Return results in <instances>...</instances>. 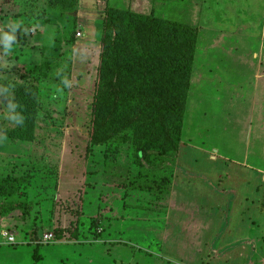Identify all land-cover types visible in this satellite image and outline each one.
Returning <instances> with one entry per match:
<instances>
[{"label":"rangeland","instance_id":"374dc122","mask_svg":"<svg viewBox=\"0 0 264 264\" xmlns=\"http://www.w3.org/2000/svg\"><path fill=\"white\" fill-rule=\"evenodd\" d=\"M97 5L0 0V32L19 24L8 54L0 44V264L140 262L141 250L122 243L56 244L101 240L115 219L134 222L122 226L124 238L161 240L167 264H264V0ZM108 8L157 19L153 36L172 32L171 23L196 31L188 89L169 94L179 96L178 108L185 101L176 153L161 156L166 141L158 134L159 143L149 146L151 135L140 127L90 141L99 26ZM155 88L162 80L147 85L141 107L169 104ZM10 103L23 125L9 119ZM165 125L175 140L178 112H168ZM207 175L222 191L202 188ZM245 175L253 193L242 207L237 200L229 206V179Z\"/></svg>","mask_w":264,"mask_h":264},{"label":"trees","instance_id":"16d2710c","mask_svg":"<svg viewBox=\"0 0 264 264\" xmlns=\"http://www.w3.org/2000/svg\"><path fill=\"white\" fill-rule=\"evenodd\" d=\"M157 23L159 21L152 16L120 9L108 8L105 12L99 26L101 50L89 131L92 143H105L120 132L129 128L137 131L140 127L142 133L151 135L146 140L149 146L159 143L158 134L166 141L165 145H159L166 147L161 149V156L176 153L185 101L179 109V96L169 94L173 89H188L196 31L187 25L171 23L174 26L172 32L160 31L153 36L151 31ZM158 79L162 80L165 90H155L161 97L167 94L169 104L164 101L163 105L148 103L141 107L145 88ZM140 111L144 115H140ZM168 112H178L179 126L175 140L165 125ZM149 114L154 119L148 121ZM137 155L142 159L144 152L140 151ZM37 256L34 255L36 261Z\"/></svg>","mask_w":264,"mask_h":264},{"label":"crops","instance_id":"0c3cea01","mask_svg":"<svg viewBox=\"0 0 264 264\" xmlns=\"http://www.w3.org/2000/svg\"><path fill=\"white\" fill-rule=\"evenodd\" d=\"M98 1H100V0H79V4L81 7L82 6H88L90 8H96V7H98V5H97ZM245 176L246 177H243L240 179L239 178L229 179V177L227 178L226 181H228V179H229V185L227 186L226 189H227V192H229V194H231L229 206L230 205L233 206L232 202L235 203V201L237 200L241 204L240 207H242V204L247 203L246 197L248 198V196L253 193L252 191H253L254 183L249 181V175H245ZM203 177H204V180L208 181L207 184L209 185V187H208V186H205L203 184H200L204 190L210 191V193H213V192L217 193L219 190L222 191V189H219L218 183L215 182L213 180V178L209 177V175L203 176ZM226 181H224V183H227ZM173 182L174 181L172 180V182L169 184L170 185V191L172 190V183ZM86 189L89 191H92L88 185H86ZM94 209L95 208H92L91 211ZM121 223H124V224H121ZM132 223H134V222L125 223V221H118L115 219V222L113 223V228H111L108 231L102 232L101 237H103V239H101V240L97 239V240H93V242H91L92 240L91 241L85 240L83 237H79V239H77V240H72V241H68V242L59 240L56 244H58V243L76 244L77 243V244H81V245L87 244L88 246H96L98 243H101V242H103L105 245L106 244L110 245V244L122 243L126 246H130L133 249L139 248L141 250V252L137 253L140 255V258H139L140 262H137L136 264H167L168 262H170V260H169L170 254H167L164 252V250H162L161 240H158V239L155 240V236L151 237V239H149L145 243H140L135 238L134 239L124 238V236H123L124 230L122 229V226L126 225V224H132ZM135 223H140V222H135ZM156 223H159V222H156ZM148 224H151V223H148ZM115 233L119 234L118 237L115 236ZM153 245L156 247H153ZM37 255L40 258V255L39 254H37ZM82 260H84V259H82ZM86 262L88 264H93V259L91 257H88V258H86ZM74 264H79V263L77 260H75Z\"/></svg>","mask_w":264,"mask_h":264},{"label":"clouds","instance_id":"9594fccd","mask_svg":"<svg viewBox=\"0 0 264 264\" xmlns=\"http://www.w3.org/2000/svg\"><path fill=\"white\" fill-rule=\"evenodd\" d=\"M9 31L6 32H0V44L3 45V51L5 54H8L12 47H13V41L17 40L16 33L19 29L18 23H11L8 25ZM65 86L68 87L69 83L65 81ZM8 108L12 115H10L9 119L13 121L17 125H23L24 124V116L21 113L15 112L16 105L10 103L8 105Z\"/></svg>","mask_w":264,"mask_h":264},{"label":"built area","instance_id":"2783aa9c","mask_svg":"<svg viewBox=\"0 0 264 264\" xmlns=\"http://www.w3.org/2000/svg\"><path fill=\"white\" fill-rule=\"evenodd\" d=\"M4 238L7 240V243H15V238L13 236L8 235V233H3ZM53 235L50 234H45L44 235V241L48 242L52 239Z\"/></svg>","mask_w":264,"mask_h":264}]
</instances>
